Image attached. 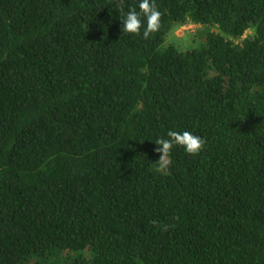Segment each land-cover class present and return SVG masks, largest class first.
Returning <instances> with one entry per match:
<instances>
[{
    "label": "trees",
    "instance_id": "16d2710c",
    "mask_svg": "<svg viewBox=\"0 0 264 264\" xmlns=\"http://www.w3.org/2000/svg\"><path fill=\"white\" fill-rule=\"evenodd\" d=\"M139 3L0 0V264H264V0Z\"/></svg>",
    "mask_w": 264,
    "mask_h": 264
},
{
    "label": "clouds",
    "instance_id": "9594fccd",
    "mask_svg": "<svg viewBox=\"0 0 264 264\" xmlns=\"http://www.w3.org/2000/svg\"><path fill=\"white\" fill-rule=\"evenodd\" d=\"M162 15L161 11L158 10L156 0H140L139 11L135 7H132L122 19V31L139 36L141 29L144 28L143 38L148 39L150 34L160 29ZM143 18L147 20L146 27H144ZM155 143L160 146L155 151L161 153L160 158L156 161L157 171L164 172L172 163L170 153L174 145L182 146L187 154L195 156L202 151L206 140L199 135L185 130L183 132L169 131L167 138H158ZM168 228L169 225H164L162 231H167Z\"/></svg>",
    "mask_w": 264,
    "mask_h": 264
},
{
    "label": "rangeland",
    "instance_id": "374dc122",
    "mask_svg": "<svg viewBox=\"0 0 264 264\" xmlns=\"http://www.w3.org/2000/svg\"><path fill=\"white\" fill-rule=\"evenodd\" d=\"M206 28L204 25L187 24L166 33L162 45L172 44L178 50H186L196 47L203 35Z\"/></svg>",
    "mask_w": 264,
    "mask_h": 264
}]
</instances>
